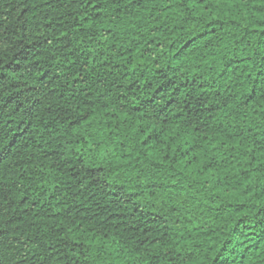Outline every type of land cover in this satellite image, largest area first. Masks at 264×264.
<instances>
[{
	"label": "trees",
	"instance_id": "16d2710c",
	"mask_svg": "<svg viewBox=\"0 0 264 264\" xmlns=\"http://www.w3.org/2000/svg\"><path fill=\"white\" fill-rule=\"evenodd\" d=\"M0 264H264V0H0Z\"/></svg>",
	"mask_w": 264,
	"mask_h": 264
}]
</instances>
